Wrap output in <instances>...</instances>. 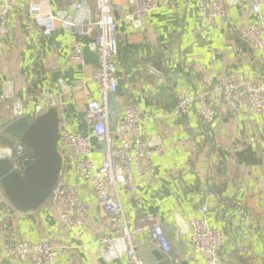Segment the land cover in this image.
I'll list each match as a JSON object with an SVG mask.
<instances>
[{"label":"crops","instance_id":"obj_1","mask_svg":"<svg viewBox=\"0 0 264 264\" xmlns=\"http://www.w3.org/2000/svg\"><path fill=\"white\" fill-rule=\"evenodd\" d=\"M249 1L226 0V15L205 24L197 0H159L158 8L141 22L124 18L126 0H112L117 88L108 99V126L114 131L124 106L134 105L143 116L140 129L146 144L163 150L160 157H151L146 175L136 178L133 193L108 188L131 231L143 215L155 216L163 226L170 254L151 243L147 231L134 233L137 254L145 264H207L206 254L189 243V221L200 217L203 206L207 224L220 228L224 236L215 264H264V105L253 114L246 102L236 112L219 103L210 124L201 121L196 103L186 115L172 114L179 94L208 89L219 77L240 81L246 75L264 86V48H253L235 30L242 22L256 21ZM32 3L56 15L52 34L43 35L33 22ZM86 6L78 12L73 0H18L6 17V33L0 36V147L13 148L17 142L3 131L12 120L14 101L31 118L52 97L60 134L90 136L91 158L96 166L101 164L104 145L85 120L87 103L98 97L92 79L97 65L84 57L81 63L68 60L67 22L88 25L78 39L84 48L92 47L96 29L91 24L98 9L94 0H87ZM89 52L95 57L92 48ZM58 151L59 178L75 184L88 206L82 225L64 224L58 205L50 200L36 210H20L9 203L0 185V264H34L30 255L24 261L7 258L4 247L42 238L56 246V264H126L122 243L108 253L96 244L97 237L110 233L108 218L90 184L72 168L61 139ZM181 220L188 230L180 226Z\"/></svg>","mask_w":264,"mask_h":264},{"label":"built area","instance_id":"obj_2","mask_svg":"<svg viewBox=\"0 0 264 264\" xmlns=\"http://www.w3.org/2000/svg\"><path fill=\"white\" fill-rule=\"evenodd\" d=\"M17 1L0 0V36L6 33L5 19L15 9ZM94 1L98 9V17L91 25L96 29L93 43L98 65L92 74V79L97 85L98 97L87 103L85 120L92 127L94 138L105 146L101 164L96 166L91 158L90 136L65 131L60 134V139L67 149L72 168L90 184L98 206L108 218L110 233L97 237L96 244L101 246L103 252L108 253L115 243L120 242L124 245L126 264H145L137 254L138 244L134 233L147 231L150 242L163 254H170L171 247L163 226L155 216L143 215L137 218L134 230L131 231L119 200L108 192V188L124 187L133 193L136 188V178L146 175L150 169L151 157L154 155L160 157L163 150L160 146L151 148L146 144L140 129L143 116L134 105L124 106L114 131L108 126V99L117 88L115 66L117 22L112 14V0ZM86 2L87 0H73V7L78 12L83 11L87 8ZM126 2L128 10L124 18L131 22H141L150 12L158 8L159 0H126ZM197 2L205 24H209L214 17L226 15V0H197ZM262 6L264 0H250L249 8L256 15V21L242 22L235 26L238 36L253 48H264ZM29 11L33 22L43 35H50L56 30L55 14L42 10L38 3L30 4ZM66 25L69 31L68 60L71 63H81L84 47L78 38L87 31L88 25L71 21ZM244 102L248 103L253 114H259L264 105V86L253 83L246 75L240 81L223 76L217 78L208 89L193 95L187 92L179 94L172 108V114L186 115L196 103L201 121L210 124L215 119L219 103L224 104L228 111L236 112L242 108ZM121 133H126L127 136H122ZM26 149L21 142H16L13 147L14 168L20 172L23 170V161L32 160V157H26ZM48 200L58 205L59 217L64 224L69 227L82 225V215L88 212V206L80 198L75 184L59 178ZM206 210L205 206L201 207L200 217L189 221V243L194 250L206 254L207 264H215L224 236L220 228L207 224ZM4 252L9 259L24 261L30 255L34 264H56V246L47 238L32 244L27 241L6 244Z\"/></svg>","mask_w":264,"mask_h":264},{"label":"water","instance_id":"obj_3","mask_svg":"<svg viewBox=\"0 0 264 264\" xmlns=\"http://www.w3.org/2000/svg\"><path fill=\"white\" fill-rule=\"evenodd\" d=\"M91 48L95 57L89 52ZM83 55L84 59H90V62L98 65L94 43L92 47L83 49ZM52 99L50 97L45 106L37 107L31 118L20 110L19 101H14L12 120L3 129L32 154V160L23 161V170L20 172L14 168L13 148L0 147L1 189L9 203L23 211L36 210L47 201L60 177L62 156L58 151L59 117ZM181 221L180 226L188 230L187 222Z\"/></svg>","mask_w":264,"mask_h":264},{"label":"trees","instance_id":"obj_4","mask_svg":"<svg viewBox=\"0 0 264 264\" xmlns=\"http://www.w3.org/2000/svg\"><path fill=\"white\" fill-rule=\"evenodd\" d=\"M26 157H32V154L28 149H26Z\"/></svg>","mask_w":264,"mask_h":264},{"label":"rangeland","instance_id":"obj_5","mask_svg":"<svg viewBox=\"0 0 264 264\" xmlns=\"http://www.w3.org/2000/svg\"><path fill=\"white\" fill-rule=\"evenodd\" d=\"M104 145V144H103ZM104 148H105V146H104Z\"/></svg>","mask_w":264,"mask_h":264}]
</instances>
